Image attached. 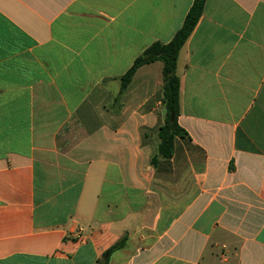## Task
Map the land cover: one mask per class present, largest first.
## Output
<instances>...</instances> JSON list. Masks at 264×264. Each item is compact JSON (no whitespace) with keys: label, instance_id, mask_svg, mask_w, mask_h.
I'll list each match as a JSON object with an SVG mask.
<instances>
[{"label":"crops","instance_id":"0c3cea01","mask_svg":"<svg viewBox=\"0 0 264 264\" xmlns=\"http://www.w3.org/2000/svg\"><path fill=\"white\" fill-rule=\"evenodd\" d=\"M193 2L0 0V264H264V0H206L172 158L163 62L115 102Z\"/></svg>","mask_w":264,"mask_h":264},{"label":"trees","instance_id":"16d2710c","mask_svg":"<svg viewBox=\"0 0 264 264\" xmlns=\"http://www.w3.org/2000/svg\"><path fill=\"white\" fill-rule=\"evenodd\" d=\"M206 0H194L191 9L185 17L183 27L177 32L175 37L166 44L153 43L140 57H138L131 69L121 78V88L116 103H120L122 96L130 85L137 70L155 61L163 62V84L161 99L164 108V119L158 127L160 144L157 155L153 156L152 163L155 165L159 159H170L174 155L175 140L177 137H184L187 132L179 124L181 111V80L178 75V59L180 52L188 38L196 28L203 15ZM125 244V239H121L109 250H107L101 260L96 264H101L106 260L108 264L110 256L116 250L121 249Z\"/></svg>","mask_w":264,"mask_h":264},{"label":"water","instance_id":"95a60500","mask_svg":"<svg viewBox=\"0 0 264 264\" xmlns=\"http://www.w3.org/2000/svg\"><path fill=\"white\" fill-rule=\"evenodd\" d=\"M101 264H106V260H102Z\"/></svg>","mask_w":264,"mask_h":264}]
</instances>
